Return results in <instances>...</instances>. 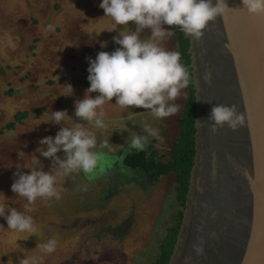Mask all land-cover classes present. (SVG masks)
<instances>
[{
  "label": "rangeland",
  "instance_id": "374dc122",
  "mask_svg": "<svg viewBox=\"0 0 264 264\" xmlns=\"http://www.w3.org/2000/svg\"><path fill=\"white\" fill-rule=\"evenodd\" d=\"M100 2L0 0V194L7 199L9 207L31 215L35 229L32 233H16L8 230L6 221L0 218L3 227L0 264H23L25 258L39 257L37 246L50 239L57 241V250L46 256L43 264H156L160 246L174 225L177 205L173 175L161 179L147 193L130 185L120 186L118 195L104 205L98 197L105 184L85 182L80 174L63 179L59 201L38 200L27 205L11 191L17 166L29 164L31 155H37L45 171L51 170V161L36 152L41 147L39 141L54 137L61 127L49 122L51 112L66 111L73 123H86L75 117L74 112L75 103L84 98L90 86L88 58L94 60L101 51H115L120 46L113 37L120 31V35L127 33L124 26H118V31H108L111 20L104 17ZM49 24L54 25L55 31H48ZM128 27L134 30L131 22ZM172 30L176 32V28ZM175 37L176 33L164 47L176 51ZM66 85H71L73 95H63ZM186 99L187 88L175 101L179 111L154 124L162 137L157 145L159 154L167 155L179 137V120ZM104 112V118L114 122L134 115L127 122L128 132L133 130L135 122L145 125L135 113L145 114L141 119L148 114L139 108L122 112L115 105V97L104 106ZM19 114L27 116L18 121ZM65 123L75 126L70 121ZM88 127L95 132L98 145L109 141L108 148L99 149L103 157H108V151L117 152L121 142L127 140L124 136L128 132L118 131L115 123L104 130ZM57 155L63 158V153ZM109 161L113 163L112 158H107L106 162ZM19 170L29 171L23 167ZM131 215L134 222L123 237L100 232V225L115 228Z\"/></svg>",
  "mask_w": 264,
  "mask_h": 264
},
{
  "label": "clouds",
  "instance_id": "9594fccd",
  "mask_svg": "<svg viewBox=\"0 0 264 264\" xmlns=\"http://www.w3.org/2000/svg\"><path fill=\"white\" fill-rule=\"evenodd\" d=\"M99 7L104 17L111 20L109 32L124 26L127 33L120 35V31L117 37H113L114 43L120 46L115 51H101L94 60L88 58L87 81L90 86L84 98L75 103L74 112L75 117L86 123H73L66 111L51 112L49 122L61 127L54 137L41 139V147L36 149L39 157L51 161V170L45 171L35 154L30 156L29 164L17 166L11 191L23 198L27 205L38 200L59 201L63 191L59 185L64 178L94 173L101 159L99 149L108 148L109 141L104 140L98 145L96 134L89 130V125L104 130L110 123H115L121 133L129 131L123 118L119 122L104 118V106L114 97L115 105L122 112L132 108L144 109L158 121L174 116L179 111L175 101L189 86L191 76L181 63V53L168 50L164 47L165 42L175 35L173 28L200 40L209 25L230 10L226 0H101ZM239 9L249 16H264V0H240ZM130 22L134 30L128 27ZM47 28L50 32L55 31L52 24ZM204 78L210 80L211 73L206 71ZM63 89L64 96L73 95L71 85L63 86ZM66 121L75 126H67ZM205 121L212 133L223 126L235 131L243 125L244 116L235 106L216 104ZM150 138L162 140L158 128L145 124L143 134L132 132L130 150L144 151ZM58 153H63V158ZM21 167L28 169V173L20 171ZM6 201L0 194V218L6 221L7 229L32 233L35 230L33 217L9 207ZM28 210L32 211L31 208ZM201 244L193 246L197 255L203 252ZM37 247L41 255L25 258L23 264H43L44 258L57 250V241L50 239Z\"/></svg>",
  "mask_w": 264,
  "mask_h": 264
},
{
  "label": "water",
  "instance_id": "95a60500",
  "mask_svg": "<svg viewBox=\"0 0 264 264\" xmlns=\"http://www.w3.org/2000/svg\"><path fill=\"white\" fill-rule=\"evenodd\" d=\"M226 4L202 39L187 36L196 156L169 264H264V16H249L240 0ZM216 104L235 106L243 125L212 133L205 119Z\"/></svg>",
  "mask_w": 264,
  "mask_h": 264
},
{
  "label": "trees",
  "instance_id": "16d2710c",
  "mask_svg": "<svg viewBox=\"0 0 264 264\" xmlns=\"http://www.w3.org/2000/svg\"><path fill=\"white\" fill-rule=\"evenodd\" d=\"M176 51L181 53V63L189 70L191 82L187 87V99L185 101L184 112L179 121V137L175 142L171 151V159L166 164H156L153 159L149 167L146 166L147 160L144 154L135 156V161L129 163L132 167H143L147 171L152 168L157 169V176L173 174L174 176V196L175 204L177 205L176 213L174 214V225L168 230L160 249L156 264H169L177 244L178 235L186 210V198L189 192L191 171L194 166L196 156V91L194 84V76L192 74V58L190 54V39L186 35L179 32L176 28L175 37ZM27 114L17 115V120L25 118ZM13 125H9L11 128Z\"/></svg>",
  "mask_w": 264,
  "mask_h": 264
},
{
  "label": "flooded vegetation",
  "instance_id": "af4514ba",
  "mask_svg": "<svg viewBox=\"0 0 264 264\" xmlns=\"http://www.w3.org/2000/svg\"><path fill=\"white\" fill-rule=\"evenodd\" d=\"M135 115L138 116L139 122H143L144 124H148L153 127L154 124H157L156 119L149 114H146L147 116L145 117V119H141V116H144L145 114L139 115V113H135ZM128 120H125L126 125ZM135 124L136 125L133 127V130L131 132H128V135L124 136V138L125 139L127 138V140L121 142V145L118 148L117 152L112 153L108 151L109 152L108 157H106V155L105 157L101 155V159L99 160L97 168L95 169L94 173L87 175L80 173V177L85 182L97 183L101 181L105 184V187H103L104 189H102L98 197V200L102 203V205L110 203L118 195L120 186L125 187L130 185L137 189H140L144 193H147L150 191L151 188L158 185L161 179L169 175H173V174H168V175L157 176L156 175L157 169L155 168H152L151 170L147 171L143 167L142 168L132 167L131 165H129V163L134 162L136 160L135 156H140L141 154H144V157L147 160L146 163L147 167L151 165L153 159L156 161L155 162L156 164L159 163L166 164L171 159V151L176 142L175 141L173 143L167 155H162L158 153L159 151L157 145L159 144V140L154 138H150V141L144 151L130 150L129 143L131 140L132 132L143 134L144 125L139 124L138 122L137 123L135 122ZM135 127L137 128L140 127L141 128L140 131L139 130L137 131ZM107 158H112L113 163H111V161L106 162ZM133 222H134V215H131L127 220H125L124 223H122L118 227L112 228L109 226L100 225L99 230L104 234L112 235L114 238H121L131 229ZM73 225H75V223H73Z\"/></svg>",
  "mask_w": 264,
  "mask_h": 264
}]
</instances>
